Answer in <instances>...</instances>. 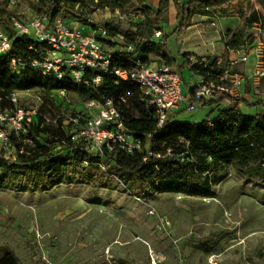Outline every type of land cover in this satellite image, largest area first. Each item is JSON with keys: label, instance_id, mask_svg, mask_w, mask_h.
<instances>
[{"label": "rangeland", "instance_id": "rangeland-1", "mask_svg": "<svg viewBox=\"0 0 264 264\" xmlns=\"http://www.w3.org/2000/svg\"><path fill=\"white\" fill-rule=\"evenodd\" d=\"M0 7L12 23L32 16L28 0H0ZM253 8L259 9L256 0L240 11ZM111 16L100 11L90 20L103 24ZM129 24L121 22L122 31ZM257 36L264 47V29ZM181 75L197 79L189 69ZM16 95L26 110H39L48 97L64 118L81 116L80 123L97 113L72 91ZM183 113L182 121L204 120L200 110ZM50 149L73 157L66 142ZM72 171L46 191L0 188V252L11 251L19 264H152V256L159 264H264V183L256 177L229 167L207 196L164 191L138 197L106 158L101 166L73 163Z\"/></svg>", "mask_w": 264, "mask_h": 264}, {"label": "trees", "instance_id": "trees-1", "mask_svg": "<svg viewBox=\"0 0 264 264\" xmlns=\"http://www.w3.org/2000/svg\"><path fill=\"white\" fill-rule=\"evenodd\" d=\"M168 1L161 0L159 12L167 6ZM229 1L231 0H189L181 6L179 0H173L180 18L178 29L187 27L192 15H207L211 8ZM256 1L259 10H253L245 24L256 23L264 29V0ZM146 2L147 0H28L32 15H50L52 20L60 18L67 25L78 22L84 26V34L88 33V27L96 28L89 22L96 12H124L136 6L135 10L141 11L143 19L130 23L128 30L122 31L121 23L115 19L104 24L110 37L122 35L127 45L135 46V52L132 54H115V66L121 69L130 68L128 61L132 55H138L151 63L150 56L153 54H158L165 64L171 65L174 62L161 50L163 46L152 41L157 30L153 20L158 15ZM82 17H86V20H81ZM0 29L13 38L11 53L24 61L40 59L48 49L45 42L18 34L6 7H0ZM244 37L242 31L237 32L227 40V46H238ZM96 38L104 44L115 45L108 40H102L100 34H96ZM253 41L254 37L250 36L244 44L251 45ZM216 61V58L206 63L200 60V63L191 65L190 71L202 80L215 78L223 70L222 66L216 65ZM35 89L44 92L72 91L86 102L96 101L104 104L112 101L122 110L125 126L136 138L142 140L143 147L133 154H126L114 148L110 152L107 151L103 158L112 162L123 185L138 197L164 191L207 196L218 181V175L229 167L241 176L256 177L264 183V115L241 114L236 110L239 105L245 103L241 98L215 94L217 99L210 104L228 101L235 103V106L233 109L221 111L214 126L208 125L206 119L200 122L174 120V123L165 129L157 130L156 118L147 112L136 85L105 74L96 92L93 87L76 85L69 73L62 81L45 78L30 68L20 74L13 73L7 62L0 57L1 98ZM195 91L191 90L192 96ZM122 99L126 100V103H122ZM4 104L6 105V102ZM47 115L51 116L52 120L57 119V125L46 124L44 116ZM34 122L27 133L14 142L16 162L10 164L0 157V188L14 192L46 191L74 174L73 163L82 164L88 160L89 165L101 166L103 158L92 156L84 151L81 145L70 142L68 132L71 128L64 129V117L50 98H45ZM147 135H152L154 139L148 142ZM63 142H66L72 158L51 151L50 147ZM182 159L184 162H181ZM0 264L19 263L11 251L4 250L0 252Z\"/></svg>", "mask_w": 264, "mask_h": 264}, {"label": "built area", "instance_id": "built-area-1", "mask_svg": "<svg viewBox=\"0 0 264 264\" xmlns=\"http://www.w3.org/2000/svg\"><path fill=\"white\" fill-rule=\"evenodd\" d=\"M108 12L109 15L113 14L111 19L120 23L126 21L136 23L143 19L140 10ZM89 22L96 28L88 27L86 29L88 33L84 34V26L78 22L67 25L60 18L52 20L50 15H32L24 22L14 21V29L18 34L45 42L48 49L40 59L24 61L21 57L11 53L13 38L9 33L0 29V57L7 62L13 73L20 74L23 70L30 68L45 78H56L60 81L69 73L76 85L93 87L96 92H98L97 86L102 76L113 75L119 81L136 85L139 88L147 112L156 118L157 130H163L174 123L173 121L176 120L174 114L185 98L181 90L182 77L179 71L164 62L153 66L138 55L130 56L128 61L130 68L116 67L113 56L124 52L132 54L135 52V46L127 45L122 35L110 37L104 28L105 23H96L93 20ZM257 26L260 27L259 24ZM96 34H100L102 40H108L115 45L104 44L96 38ZM154 37L162 38V32L156 30ZM255 44L257 67L252 81L253 79H264V47L259 38ZM116 58L120 59V57ZM248 58L249 56L243 53L238 59L230 61L223 68L222 73L215 78L202 80L195 87L194 95L190 96L191 98L188 96V101H185V111L190 114L195 113L203 107L207 99L214 98L217 93L231 98H241L244 95L245 78L235 68L238 64L246 63ZM199 61L189 58L188 64L200 63ZM220 63V60L216 61V65ZM121 101L126 103L124 99ZM5 102L6 105H3ZM87 105L96 107L97 113L84 118L82 123H80L81 116L64 118V129L73 128L68 132L71 143L81 145L84 151L101 158L107 151L110 152L114 148L126 154H133L142 149V140L136 138L127 129L122 110L112 101L104 104L88 101ZM38 114L39 110H26L19 106L16 93L4 99L0 97V157L10 164L16 162L14 142L27 133L35 123ZM219 117L207 118V124L214 126ZM44 119L46 124L57 125V119L52 120L46 116ZM153 139L152 135L146 136L148 142ZM181 162H184V159ZM83 164L88 165V160H85ZM151 263L159 264V260L152 256Z\"/></svg>", "mask_w": 264, "mask_h": 264}, {"label": "crops", "instance_id": "crops-1", "mask_svg": "<svg viewBox=\"0 0 264 264\" xmlns=\"http://www.w3.org/2000/svg\"><path fill=\"white\" fill-rule=\"evenodd\" d=\"M188 1L179 0V4L183 6ZM249 1L231 0L223 5L211 8L207 15L194 14L191 16L188 26L183 30L178 29L180 18L173 0H169L167 6L160 12L161 0H147L146 5L158 15L153 20V24L163 35L160 39L153 37L152 41L163 46L161 50L171 57L174 62L171 65L180 74L183 73L184 69L191 70V65L187 63L189 58H195L197 61L203 60L204 63L216 58L221 61L220 66L225 68L230 61L238 59L243 53L247 54L249 56L248 61L238 64L235 68L245 78L243 82L244 95L241 97L245 103L239 105L236 110L243 115L257 116L264 115V79H253L252 81V76L257 67L255 43L258 33H261L263 29L258 27L256 23L245 24L250 13L253 10H259L257 8L244 9L242 13L240 9H242L244 2L249 3ZM241 31L245 36L241 43L236 47H228L227 40ZM250 36L254 37L253 43L251 45L244 44ZM153 55L158 56L160 61H153ZM153 55L150 56L151 65H159L163 62L158 54ZM192 75L197 79L191 78L190 82H187L184 75H181L183 81V84L181 82V90L186 99L184 98V102L181 103L174 114L176 120H181L186 109L185 101H188V96H192L191 90L195 89L202 81L200 76L193 73ZM183 85L186 87L184 88ZM216 99L217 97H214L204 102L203 107L200 109L203 112L201 117L204 120L205 118L218 116L221 111L233 109L235 106V103L228 101L210 104Z\"/></svg>", "mask_w": 264, "mask_h": 264}]
</instances>
